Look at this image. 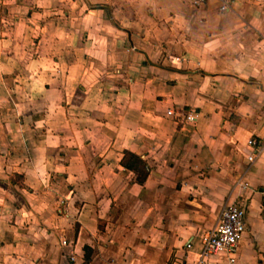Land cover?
I'll return each mask as SVG.
<instances>
[{
    "label": "crops",
    "instance_id": "crops-1",
    "mask_svg": "<svg viewBox=\"0 0 264 264\" xmlns=\"http://www.w3.org/2000/svg\"><path fill=\"white\" fill-rule=\"evenodd\" d=\"M233 204L264 264V0H0V264H230Z\"/></svg>",
    "mask_w": 264,
    "mask_h": 264
},
{
    "label": "built area",
    "instance_id": "built-area-1",
    "mask_svg": "<svg viewBox=\"0 0 264 264\" xmlns=\"http://www.w3.org/2000/svg\"><path fill=\"white\" fill-rule=\"evenodd\" d=\"M212 0H190L195 8H200ZM219 4L221 13H228L232 10L235 0H214ZM199 118L198 113H189L185 117L188 124H196ZM249 145L254 148V153L249 157L253 164L260 151H257V142L250 141ZM246 209L241 204L225 205L220 213L216 226L209 231L203 239V248L200 260L205 261L214 256L227 255L230 264L236 263V256L239 246L244 238L247 229ZM72 264L77 263L75 255L70 257Z\"/></svg>",
    "mask_w": 264,
    "mask_h": 264
},
{
    "label": "trees",
    "instance_id": "trees-1",
    "mask_svg": "<svg viewBox=\"0 0 264 264\" xmlns=\"http://www.w3.org/2000/svg\"><path fill=\"white\" fill-rule=\"evenodd\" d=\"M122 165L138 175V182L143 184L148 177L149 169L147 164L137 155L126 152Z\"/></svg>",
    "mask_w": 264,
    "mask_h": 264
}]
</instances>
